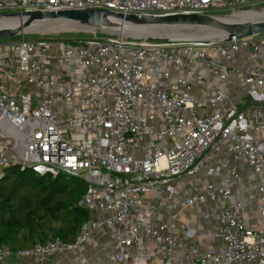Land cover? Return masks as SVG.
Listing matches in <instances>:
<instances>
[{
    "label": "built area",
    "instance_id": "obj_1",
    "mask_svg": "<svg viewBox=\"0 0 264 264\" xmlns=\"http://www.w3.org/2000/svg\"><path fill=\"white\" fill-rule=\"evenodd\" d=\"M264 0H0L5 13L103 8L120 14L175 15L240 11ZM51 65L61 73L52 72ZM200 66V70L196 66ZM209 72L222 84L204 98L192 77ZM240 87L246 107L232 102ZM17 86L22 87L21 91ZM264 34L220 41H170L125 35L87 40L8 39L0 44V179L17 164L39 175L81 177L86 193L77 201L98 216L76 240L60 238L12 251L0 246V262L11 256L44 258L78 249L93 229L114 236L116 261L132 264L129 251L143 236L154 239L156 256L177 264H264ZM78 102L75 104V100ZM73 107L68 116L56 105ZM244 160L257 176L261 227L251 226L243 203L233 201L238 167L227 177V158ZM216 166H210L211 160ZM205 171V176L202 175ZM192 178L187 205L225 201L214 237L220 244L198 249L171 234L176 215L167 201L182 178ZM156 201L137 217L146 195ZM170 263V262H169Z\"/></svg>",
    "mask_w": 264,
    "mask_h": 264
},
{
    "label": "crops",
    "instance_id": "obj_2",
    "mask_svg": "<svg viewBox=\"0 0 264 264\" xmlns=\"http://www.w3.org/2000/svg\"><path fill=\"white\" fill-rule=\"evenodd\" d=\"M2 41L0 42V44ZM53 73L60 74L59 66L56 68L51 65ZM200 70V66H196ZM203 79L199 80L195 76L192 77L194 93L200 98H204L212 92V87L222 84L221 81L213 77L209 72L203 71ZM223 88L226 91L238 92V96L233 98L232 102L239 107H246L252 103L251 99L242 101L240 99L241 89L238 85H227L223 83ZM17 90L22 87L17 86ZM264 91V89H262ZM78 100H75V104ZM56 105L62 112L68 116H73V107L63 105L59 100ZM217 160L212 159L210 166H216ZM236 166L242 175V180L233 185V201L243 203V212L251 226L259 229L262 225L259 216V201L258 194L253 192L254 187L258 183V177L248 178L250 173L249 167L244 160L235 162L231 157L227 158L222 172L216 176H212L210 180L219 181L221 177H227L230 167ZM205 176L206 172L202 171ZM192 178L184 177L181 179L176 188L175 197L171 201H167L168 209L166 218L170 219L172 214L176 215L175 227L171 230V234L177 239L189 241L198 249H206L220 244V240L214 237V232L218 227L217 214L225 205V201L219 200L216 202H205L203 204L187 205L188 188L192 184ZM156 201L154 194L146 195L141 203V209L137 211V217H142L149 222H157L160 216L151 217L147 212L149 205ZM98 216L93 213L91 219L94 220ZM90 219V220H91ZM91 222V221H89ZM155 241L153 238L143 236L142 241L132 247L129 251L132 264H177L184 255V251L177 249L169 260L158 257L154 253ZM116 251L114 247L113 233L105 228L93 229L90 233V239L82 244L78 249L59 252L54 255L37 258H17L10 257L0 264H119L116 261ZM170 262V263H169Z\"/></svg>",
    "mask_w": 264,
    "mask_h": 264
},
{
    "label": "trees",
    "instance_id": "obj_3",
    "mask_svg": "<svg viewBox=\"0 0 264 264\" xmlns=\"http://www.w3.org/2000/svg\"><path fill=\"white\" fill-rule=\"evenodd\" d=\"M86 191L76 175H39L12 164L0 179V246L17 251L56 238L75 241L91 219V210L77 205Z\"/></svg>",
    "mask_w": 264,
    "mask_h": 264
},
{
    "label": "water",
    "instance_id": "obj_4",
    "mask_svg": "<svg viewBox=\"0 0 264 264\" xmlns=\"http://www.w3.org/2000/svg\"><path fill=\"white\" fill-rule=\"evenodd\" d=\"M4 18H18L14 24L0 26V42L28 32L43 23L57 22V27L76 24L102 30L130 31L148 28L142 39L170 41H220L264 34V18L230 20L210 14L142 15L120 14L103 8L34 10L5 13ZM51 24V23H49Z\"/></svg>",
    "mask_w": 264,
    "mask_h": 264
},
{
    "label": "rangeland",
    "instance_id": "obj_5",
    "mask_svg": "<svg viewBox=\"0 0 264 264\" xmlns=\"http://www.w3.org/2000/svg\"><path fill=\"white\" fill-rule=\"evenodd\" d=\"M263 10H264V1L253 3L251 6H248L245 9H243V11H247V12H245L242 18L243 19L253 18V17L264 18ZM254 12H257V13H254ZM218 14L220 16L228 17L233 14V11L223 10L222 12H218ZM57 26L48 28L42 31H37L35 29H32L31 31L23 32L22 34L14 37L13 39H20L22 37H25L27 39L39 38L45 41L87 40V39H92L94 37H106V36L116 35V34L125 35L131 38H141L138 35H134L130 31H127V30L124 32H119L117 30L111 31V30H102L99 28L94 29V28H89V27H81L76 24L62 25L59 27Z\"/></svg>",
    "mask_w": 264,
    "mask_h": 264
},
{
    "label": "bare ground",
    "instance_id": "obj_6",
    "mask_svg": "<svg viewBox=\"0 0 264 264\" xmlns=\"http://www.w3.org/2000/svg\"><path fill=\"white\" fill-rule=\"evenodd\" d=\"M245 12L247 11H234L233 14L231 16H228L227 18L230 19V20H241L243 19L242 16L245 14ZM264 12V10H263ZM254 13H257V12H254ZM264 16V15H263ZM18 21V18H3V19H0V26H5V25H10V24H14ZM51 23V24H49ZM57 22H48V23H43L41 25H37L35 26V30L37 31H42V30H46L48 28H52V27H55L57 24ZM31 31V30H30ZM118 31V30H117ZM149 32V29L146 27V28H138V29H132L131 30V33L134 34V35H147ZM128 33V32H127Z\"/></svg>",
    "mask_w": 264,
    "mask_h": 264
}]
</instances>
